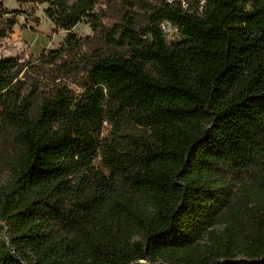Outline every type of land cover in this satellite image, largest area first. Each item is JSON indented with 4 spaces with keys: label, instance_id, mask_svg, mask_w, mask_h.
<instances>
[{
    "label": "trees",
    "instance_id": "16d2710c",
    "mask_svg": "<svg viewBox=\"0 0 264 264\" xmlns=\"http://www.w3.org/2000/svg\"><path fill=\"white\" fill-rule=\"evenodd\" d=\"M16 1L69 32L0 56V264H264V0H128L111 26L99 0ZM17 13L0 2V38ZM113 120L144 131L102 136Z\"/></svg>",
    "mask_w": 264,
    "mask_h": 264
},
{
    "label": "rangeland",
    "instance_id": "374dc122",
    "mask_svg": "<svg viewBox=\"0 0 264 264\" xmlns=\"http://www.w3.org/2000/svg\"><path fill=\"white\" fill-rule=\"evenodd\" d=\"M185 7L189 10H194L197 5L203 4L204 0H180ZM4 7L10 10H16L17 23L13 26L11 31H8L5 36L0 38V56H18L21 61H29L38 56L44 50H51L59 47L69 32L68 30L55 27L53 22L48 18L45 13L47 3L23 4L21 5L16 0H0ZM128 0H99L95 6V10L100 13L103 18V22L107 26H111L114 23H119L126 15L131 12L128 9ZM13 14H6L0 18V25L5 26V18L12 16ZM135 15V14H134ZM136 16V22L140 28H145L148 24V14L144 11H139ZM161 28L164 32L165 38L169 43H174L180 40V32L176 26L170 22L164 21L161 23ZM78 36L86 37L92 36L93 40L91 45L99 43V37L94 34L92 27L88 23H78L71 30ZM86 51H90L91 47H86ZM23 73L21 74V76ZM30 78L25 86L29 90L30 83L33 81ZM76 77H71L67 80V84L76 90H80L79 85L76 83ZM51 85L47 79H42L39 84V92L34 94L33 102L36 106L42 94L50 92ZM127 130L129 132L141 133L144 130L137 128L123 122L121 125L118 121L113 120L107 122L104 125L102 136L118 137L119 132ZM14 155L13 145L9 142L6 144L4 151L0 156V170L2 171V181H6L8 178V162ZM1 223V220H0ZM2 224V223H1ZM222 226H217L216 229L221 230ZM201 248H205V240L201 241Z\"/></svg>",
    "mask_w": 264,
    "mask_h": 264
},
{
    "label": "water",
    "instance_id": "95a60500",
    "mask_svg": "<svg viewBox=\"0 0 264 264\" xmlns=\"http://www.w3.org/2000/svg\"><path fill=\"white\" fill-rule=\"evenodd\" d=\"M5 234H7V233H5ZM6 236H7V235H6ZM7 241H8V243H9L8 237H7ZM135 264H145V262H144V261H139V262H137V263H135ZM157 264H166V263H157Z\"/></svg>",
    "mask_w": 264,
    "mask_h": 264
}]
</instances>
